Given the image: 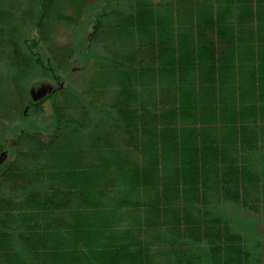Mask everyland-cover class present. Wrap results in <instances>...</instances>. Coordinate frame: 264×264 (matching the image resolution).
Listing matches in <instances>:
<instances>
[{"label": "trees", "instance_id": "16d2710c", "mask_svg": "<svg viewBox=\"0 0 264 264\" xmlns=\"http://www.w3.org/2000/svg\"><path fill=\"white\" fill-rule=\"evenodd\" d=\"M0 264H264V0H0Z\"/></svg>", "mask_w": 264, "mask_h": 264}, {"label": "rangeland", "instance_id": "374dc122", "mask_svg": "<svg viewBox=\"0 0 264 264\" xmlns=\"http://www.w3.org/2000/svg\"><path fill=\"white\" fill-rule=\"evenodd\" d=\"M22 9H24V7H22ZM12 75H14L13 79L16 80V79H17V76H18V74L16 73V71H13V72H12ZM16 75H17V76H16ZM45 112H46L47 114L50 113L48 107H46V111H45Z\"/></svg>", "mask_w": 264, "mask_h": 264}]
</instances>
